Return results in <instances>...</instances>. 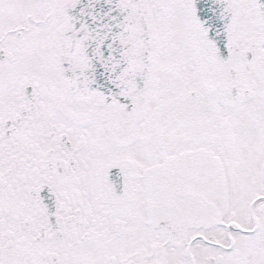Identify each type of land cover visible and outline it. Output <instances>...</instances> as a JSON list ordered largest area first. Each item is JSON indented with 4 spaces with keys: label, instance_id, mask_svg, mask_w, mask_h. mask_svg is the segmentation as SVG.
I'll return each instance as SVG.
<instances>
[{
    "label": "snow or ice",
    "instance_id": "6c2138e0",
    "mask_svg": "<svg viewBox=\"0 0 264 264\" xmlns=\"http://www.w3.org/2000/svg\"><path fill=\"white\" fill-rule=\"evenodd\" d=\"M0 264H264V0H0Z\"/></svg>",
    "mask_w": 264,
    "mask_h": 264
}]
</instances>
